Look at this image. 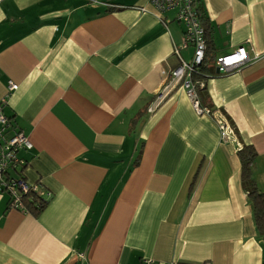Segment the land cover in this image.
Segmentation results:
<instances>
[{
  "label": "crops",
  "instance_id": "1",
  "mask_svg": "<svg viewBox=\"0 0 264 264\" xmlns=\"http://www.w3.org/2000/svg\"><path fill=\"white\" fill-rule=\"evenodd\" d=\"M198 2L215 55L248 54L206 81L230 140L170 76L176 48L193 54L173 11L164 24L150 0H0V99L32 144L24 178L51 193L33 215L0 191V264H263L237 151L256 150L264 192V0Z\"/></svg>",
  "mask_w": 264,
  "mask_h": 264
},
{
  "label": "built area",
  "instance_id": "2",
  "mask_svg": "<svg viewBox=\"0 0 264 264\" xmlns=\"http://www.w3.org/2000/svg\"><path fill=\"white\" fill-rule=\"evenodd\" d=\"M150 2L157 9L164 24L167 23V19L163 17V14L168 11L174 12L173 20L183 25L181 48L185 49L190 46L193 49V54L188 61H184L179 56L178 48L174 50L178 57V64L171 70V78L185 90L197 114L214 118L222 140L233 139L235 131L221 114L213 112V116H211L208 108L200 107L194 84L190 79L193 66L201 62L206 47L198 0H150ZM247 60V51L243 46H238L227 54L217 56L215 69L219 74L230 73L245 65ZM202 86L200 84V87ZM17 87L16 83L9 81L8 92L14 91ZM6 105V99H0V191L9 196L8 207L21 209L20 197L29 189L43 195L45 200L51 196V193L40 182L30 183L24 178L23 171L28 162L19 156V152L31 150L32 144L26 134L6 115ZM140 264H154V261L143 258ZM169 264L177 263L170 262ZM202 264H208V262Z\"/></svg>",
  "mask_w": 264,
  "mask_h": 264
},
{
  "label": "trees",
  "instance_id": "3",
  "mask_svg": "<svg viewBox=\"0 0 264 264\" xmlns=\"http://www.w3.org/2000/svg\"><path fill=\"white\" fill-rule=\"evenodd\" d=\"M116 7L115 6L110 7V8H107V10L112 11L116 9ZM198 7L201 11L200 22L204 29V39H205L206 47H205L204 56L201 62L193 66L194 69L190 74V79H191V82L194 84L200 107L208 108L210 110V115L213 116L214 111L212 108V104L206 92V81L208 78L215 77L221 74L217 73L215 69V61H216L217 56L215 55V46L213 42L211 25L209 23L208 18H206L204 11L200 4ZM200 84H202L203 86L200 87ZM7 116L11 118L9 115ZM135 122L136 120H134L133 123ZM232 127L236 133L234 126ZM237 156L240 161L241 186L246 194L247 200L251 207V211L253 214V219H254V223H255L258 236L264 242V192L261 191L257 187L255 179H254V174L256 171L257 153L252 145L243 144L238 149ZM193 182L191 186L193 185ZM7 197H8V204H9L10 203L9 196L7 195ZM48 199L45 200L43 195L39 194L36 191L29 189L26 193L22 194L20 197L22 208L21 209L15 208V209H20L23 211L30 212L33 215H37L45 207Z\"/></svg>",
  "mask_w": 264,
  "mask_h": 264
}]
</instances>
